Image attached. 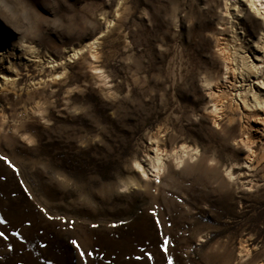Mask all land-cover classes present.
I'll list each match as a JSON object with an SVG mask.
<instances>
[{"label":"rangeland","instance_id":"rangeland-1","mask_svg":"<svg viewBox=\"0 0 264 264\" xmlns=\"http://www.w3.org/2000/svg\"><path fill=\"white\" fill-rule=\"evenodd\" d=\"M262 2L0 0V264H264Z\"/></svg>","mask_w":264,"mask_h":264},{"label":"snow or ice","instance_id":"snow-or-ice-1","mask_svg":"<svg viewBox=\"0 0 264 264\" xmlns=\"http://www.w3.org/2000/svg\"><path fill=\"white\" fill-rule=\"evenodd\" d=\"M101 35H103V33H101ZM72 55V54H70ZM93 60L96 59V57H92ZM101 70L97 69V73H99ZM57 79H59V77H57ZM218 127V126H217ZM0 161H3L4 163H6L8 165V167L10 169L13 170V172H17L18 169H16V167L12 164L11 161L7 160L6 157H2L0 156ZM158 183V181H157ZM41 211L43 212L44 210L41 209ZM150 215L153 217L154 219V224L157 228V234L158 237H160L159 243H158V250L162 253V255L164 256L165 260H166V264H178V262L176 260L173 259V257L171 255H169V248L174 247V245H170V240L172 239L171 237L164 235L163 231L161 230L162 226L160 224V220L158 219L156 212L153 210ZM49 220L53 219V217L48 216L47 217ZM7 221L5 219H0V224H5ZM63 224L71 227L73 226L76 222L75 221H70V220H63L62 221ZM91 227L96 228L98 227V225H91ZM113 227H115V225H113ZM167 227L171 228V225H167ZM13 237H20V233L17 232H13L11 234ZM0 239H3L5 241L8 240V236L6 235V233L4 231H0ZM71 244L74 248H76V250L78 251V254L81 258V260L83 261L86 257H91L93 255L92 252H85L84 250H82L80 248V245L78 244V242L76 240H71ZM9 250H11V245H8ZM143 258L147 259V260H152V254L148 253L146 256L142 253L141 254ZM179 264H183V257L180 258L179 260Z\"/></svg>","mask_w":264,"mask_h":264},{"label":"bare ground","instance_id":"bare-ground-1","mask_svg":"<svg viewBox=\"0 0 264 264\" xmlns=\"http://www.w3.org/2000/svg\"><path fill=\"white\" fill-rule=\"evenodd\" d=\"M250 2H251V5L252 6H256L257 5V3L258 4H260L261 3V0H250ZM262 5H264V3L262 2ZM257 9V8H256ZM257 10H259V7H258V9ZM262 69H261V72L263 73V67H261Z\"/></svg>","mask_w":264,"mask_h":264}]
</instances>
